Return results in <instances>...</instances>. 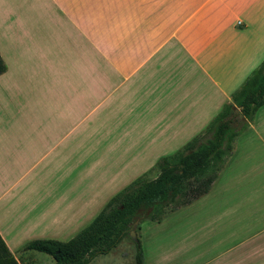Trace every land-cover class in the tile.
Segmentation results:
<instances>
[{
	"label": "crops",
	"instance_id": "crops-1",
	"mask_svg": "<svg viewBox=\"0 0 264 264\" xmlns=\"http://www.w3.org/2000/svg\"><path fill=\"white\" fill-rule=\"evenodd\" d=\"M0 56V236L22 264L16 248L62 242L91 213L96 164L127 181L159 167L153 181L212 134L264 61V0H0ZM258 111L242 129L234 106L233 151L181 221L157 223L155 264L264 263L263 226L242 221L264 212Z\"/></svg>",
	"mask_w": 264,
	"mask_h": 264
},
{
	"label": "trees",
	"instance_id": "trees-1",
	"mask_svg": "<svg viewBox=\"0 0 264 264\" xmlns=\"http://www.w3.org/2000/svg\"><path fill=\"white\" fill-rule=\"evenodd\" d=\"M6 66L0 56V76ZM234 105L211 124V137L202 144L189 145L175 156L161 160V174L156 180H139L115 196L95 220L67 242L35 240L27 249L47 254L56 264H90L95 258L109 254L136 224L145 221L160 223L179 207L186 206L207 194L218 172L233 151L240 130L229 119L234 106L245 118L247 128L256 112L264 106V61L253 72L239 92L233 95ZM133 264H143L141 242H136ZM0 264H19L0 236Z\"/></svg>",
	"mask_w": 264,
	"mask_h": 264
},
{
	"label": "rangeland",
	"instance_id": "rangeland-1",
	"mask_svg": "<svg viewBox=\"0 0 264 264\" xmlns=\"http://www.w3.org/2000/svg\"><path fill=\"white\" fill-rule=\"evenodd\" d=\"M212 120L213 119H211V121ZM256 121L257 122L264 121V106L259 109L258 116L256 117ZM245 122L246 121L243 119L241 120V123H240L235 118V123H237V127H239L240 124L242 125V123L245 124ZM210 137H211L210 132L203 133V134H197V135H194L193 141H197L196 142L197 144L199 141H205L206 139ZM184 150L185 149H179L175 152L178 153ZM70 152L71 151H69V153ZM171 152H173L174 155L176 154L174 151H169V150H166V151L165 150H161V151L155 150L151 152V155L154 157V155L156 154L159 155L161 153V155L167 156V154H170ZM94 160L95 159H92L90 161V160H86L85 158H83L82 164H89L90 162ZM145 168H146V165H139V167L134 170H138V172L140 173V171L144 170ZM120 169L121 167L120 168L111 167L105 170V167L103 165L98 166L97 164L95 165V167H93L92 172L97 173V175L95 176V178L98 179V181H96V185L99 186V188L101 187L102 190L97 188L91 192L92 201H93L92 207L90 208L91 213L86 214V217L83 220V222L76 227L77 229L73 231H68V233L64 235L65 236L64 238L60 237L61 238L60 240L62 242H67L71 240L72 238L77 236L80 232H82L85 228H87L95 220V218L105 209V207L103 208V205L105 204L107 199L110 202L113 198H115V196H117L118 194H120L121 192L129 188L130 186H132L135 182L139 180H151L155 176H157L159 172L158 171L159 167H154L152 168L150 173H146L143 175L141 174V176L137 177V179L133 181H132V178L130 179L132 172L131 173L129 172V177L127 181L125 176L120 175L117 177L118 175L117 170H120ZM125 182L127 185L125 187H121L124 185ZM81 184L83 185V182ZM87 185H88L87 183L84 184V189L87 188ZM85 193L87 192H83V194ZM111 194L113 195L111 199H109L110 197H104L105 195H111ZM261 200H262V203L264 204V198H262ZM95 211H98L99 213L96 214ZM167 215L168 217H166L163 222V224L165 225H167L170 221H181V215H182L181 213L171 214V212H169ZM242 221L244 224L256 222L263 226V229H260L262 231H260L258 233L259 235L255 237L254 239L259 238L261 242L259 243V245L262 244L261 246H263L262 248H264V212L263 213L258 212L257 214L249 213V214L243 215ZM132 231L136 233L137 239L141 242L143 255H145L143 259L144 260L143 264H155L156 263L155 259L157 257L159 259L163 258L162 255L164 254L157 255L156 257L155 252L157 251L158 244L161 243V240L164 241L165 238L167 237L169 229H166L165 227L158 225L157 222H152L148 220V221L141 223L140 226L139 224H136V226L132 229ZM136 242L133 240V237L130 235L129 237H126L109 254L95 258L90 264H133L135 262V257L137 253ZM165 243L167 242H162L161 245ZM249 250L250 249H247V252ZM15 252H16L15 254H17L18 256L19 261L22 264H56L53 257L47 254L41 253V252L28 250L26 246L16 248ZM182 264H186V263L182 262Z\"/></svg>",
	"mask_w": 264,
	"mask_h": 264
},
{
	"label": "water",
	"instance_id": "water-1",
	"mask_svg": "<svg viewBox=\"0 0 264 264\" xmlns=\"http://www.w3.org/2000/svg\"><path fill=\"white\" fill-rule=\"evenodd\" d=\"M236 112L239 113V110L236 109ZM240 118L243 119L244 116L240 114ZM130 235L133 237V240H134L135 242L138 241V239H137V237H136V233H135L134 231H132V232L130 233Z\"/></svg>",
	"mask_w": 264,
	"mask_h": 264
}]
</instances>
